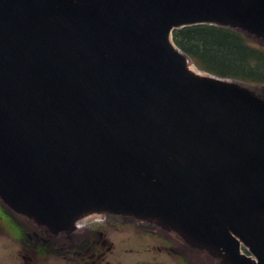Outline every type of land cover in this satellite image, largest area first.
<instances>
[{"label": "water", "instance_id": "1", "mask_svg": "<svg viewBox=\"0 0 264 264\" xmlns=\"http://www.w3.org/2000/svg\"><path fill=\"white\" fill-rule=\"evenodd\" d=\"M196 24L264 41V0H0L5 202L56 233L112 212L264 264V95L191 68L172 32Z\"/></svg>", "mask_w": 264, "mask_h": 264}, {"label": "flooded vegetation", "instance_id": "2", "mask_svg": "<svg viewBox=\"0 0 264 264\" xmlns=\"http://www.w3.org/2000/svg\"><path fill=\"white\" fill-rule=\"evenodd\" d=\"M151 225L157 228L153 230ZM138 240L142 241L147 258L129 254L128 259L120 252L124 248L132 253L133 249L128 247ZM185 245L191 249L188 264H198L194 257L197 251L208 255L205 264H234L226 251L215 255L200 250L177 232L112 212L90 213L75 222L73 229L56 233L46 224L16 211L0 195V264H181L182 257L187 264ZM119 252L124 256L119 257ZM239 252L251 257L245 246L241 245ZM252 259L258 262L255 256Z\"/></svg>", "mask_w": 264, "mask_h": 264}, {"label": "trees", "instance_id": "3", "mask_svg": "<svg viewBox=\"0 0 264 264\" xmlns=\"http://www.w3.org/2000/svg\"><path fill=\"white\" fill-rule=\"evenodd\" d=\"M172 37L199 70L264 85V48L252 44L251 36L228 27L196 24L175 29Z\"/></svg>", "mask_w": 264, "mask_h": 264}, {"label": "rangeland", "instance_id": "4", "mask_svg": "<svg viewBox=\"0 0 264 264\" xmlns=\"http://www.w3.org/2000/svg\"><path fill=\"white\" fill-rule=\"evenodd\" d=\"M251 41H252V44H254V45H256V46H261V47H263L264 48V41H262V40H258L257 38H255V37H251ZM191 64V68H192V66H194L196 69H197V71H200L195 65H194V63H190ZM194 69V68H193ZM202 74H205L206 72H202V71H200ZM242 83H244V84H246V85H248L250 88H252V89H254L257 93H259V94H262V95H264V85H262V84H253V83H250V82H246V81H241ZM155 225V224H154ZM152 227H153V230L154 229H156L157 227H154L153 225H151ZM156 226V225H155ZM150 229H152V228H150ZM172 234H174V233H171V235ZM142 245H143V243H142V241L141 240H138V241H136L135 243H132V245H130L129 247H128V249H130V248H132L133 249V252L132 253H127L126 251H125V249L124 248H122L121 250H120V252H124L126 255H127V258L129 259V254H130V256H134V255H138V254H142V255H140V257L139 258H147V254L144 252V249H143V247H142ZM146 247V246H145ZM184 247V251L183 252H185L186 251V254H185V260H186V262H187V264H188V261H187V256H188V253H191V249L187 246V245H185V246H183ZM120 252H119V257H123V256H121V254H120ZM183 254L184 253H182L181 254V257L183 256ZM194 254V253H193ZM207 254L206 253H200V252H196V254H194V257H195V260L197 261V263L199 264V263H206L207 261H208V259H207ZM135 258H137V257H135ZM182 260L183 261H181V264H185L184 263V258L182 257ZM124 264H126V263H124ZM127 264H129V262H127ZM151 264V263H150ZM159 264H162V263H159Z\"/></svg>", "mask_w": 264, "mask_h": 264}, {"label": "bare ground", "instance_id": "5", "mask_svg": "<svg viewBox=\"0 0 264 264\" xmlns=\"http://www.w3.org/2000/svg\"><path fill=\"white\" fill-rule=\"evenodd\" d=\"M193 68H194L195 71H197V69H196L194 66H192V69H193Z\"/></svg>", "mask_w": 264, "mask_h": 264}]
</instances>
